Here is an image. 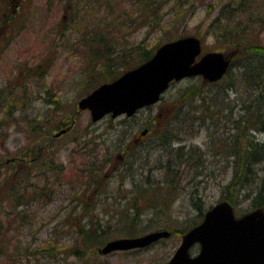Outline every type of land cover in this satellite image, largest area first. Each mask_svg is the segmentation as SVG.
Masks as SVG:
<instances>
[{
  "label": "rangeland",
  "instance_id": "1",
  "mask_svg": "<svg viewBox=\"0 0 264 264\" xmlns=\"http://www.w3.org/2000/svg\"><path fill=\"white\" fill-rule=\"evenodd\" d=\"M106 1L104 5V0H99L97 5L91 0L84 7L81 22L77 23L78 18L73 16L64 0H9L4 2L7 5L0 0V22L2 10L9 7L12 12V25L0 30V264H164L171 257L181 236L171 234L146 247L108 254L99 252L101 246L89 250L83 247L71 223L81 207L76 195L88 186L80 175L83 168H94L91 173L87 172L90 181L102 180L97 191L80 194H85L90 203L87 215L80 222L96 223L112 239L165 229L173 233L197 220L196 201L207 210L224 196L222 187L230 179L232 170L226 151L219 152L220 149L207 145V138L210 141L211 138L206 125L212 119H206L207 123L200 128L198 119H192L188 113L186 123L183 117L180 123H170L169 133H173V137L165 136L169 145H157L156 135L164 130L166 133L169 125L167 123L164 129L162 122L157 121L158 112L168 109L184 87H200L203 83L199 76L172 83L159 102L131 117L112 118L108 114L92 122L88 110L77 109V101L129 67L120 64L123 59L120 60L119 55L128 58L127 51L134 46L135 51L129 57L137 61L136 44L142 40L144 46L150 48L180 35H195L201 38L203 51H232L233 60L237 58L238 49L229 42L232 37L228 36V31L242 33V41L256 42L264 47V0H245V4L241 3L243 8L238 6L239 0H190L193 8L187 0H157L159 5L164 1L159 11L164 15L161 25L151 29L131 23V18L142 11L137 0ZM225 5L226 8L234 7L224 13L228 19L221 17ZM104 32L109 33L108 45L100 43L101 49L95 51L93 48L92 51V40L97 44L99 37L106 36ZM115 54L118 56L114 57ZM107 56L115 58L112 67H107L110 62ZM104 70L108 75L111 73L110 77ZM94 78L99 82L93 84ZM45 87L50 89L49 94ZM202 87L204 91L217 92L214 86ZM237 97L240 98L239 94L232 92L226 98L232 100L230 106ZM13 101L19 102L18 105ZM187 107L184 105V114ZM229 117L223 118L228 120ZM72 118L75 123L69 132L54 138L53 134L58 131L54 128L45 139L53 151H47L34 166L46 165L29 173L27 181L21 179V184L27 183L15 199L7 196L10 186L12 189L17 184V178L6 173L11 170L6 163L15 155H21L31 140L28 123L45 124L42 128L45 133L46 122L59 120L60 123L62 120L64 123ZM222 122L226 134H230V121ZM145 127L148 129L145 139L133 143L132 138ZM210 128L216 138L224 134L218 123ZM254 132L250 134L264 139L262 131ZM33 142L41 146L40 142ZM182 151L189 152L190 157ZM200 153L203 165L199 163ZM182 159L185 161L181 162ZM168 165L180 174L177 177L171 171L166 175L167 180L176 184V189L171 195L161 189L154 191L155 196L158 195L154 205L140 198L143 201L139 207L141 214L139 219H132L136 221V231L130 234L125 231L133 216L128 207L135 203L133 198L141 191V182L160 180L161 167L165 172ZM262 166L264 168V163ZM43 167L54 168V171H45ZM97 167L101 169L99 172ZM22 170L23 176H27V171ZM46 178L50 183L44 184L43 191H39L38 187ZM147 185L150 184L144 187ZM146 195L152 197V192ZM249 202L250 197H244L236 204V215L248 211ZM73 247L80 253L73 252Z\"/></svg>",
  "mask_w": 264,
  "mask_h": 264
},
{
  "label": "trees",
  "instance_id": "2",
  "mask_svg": "<svg viewBox=\"0 0 264 264\" xmlns=\"http://www.w3.org/2000/svg\"><path fill=\"white\" fill-rule=\"evenodd\" d=\"M97 5H99V0H95ZM139 2L138 8H141L142 11H140L139 15H136L134 18H131V23L136 22L138 23V26H147L149 29L156 28L161 25V20L163 18L164 14H161L160 7L161 5L157 4V0H137ZM190 2L191 8H193V2L190 0H187ZM2 3H7L9 0H1ZM66 4L71 8L73 16L78 18L77 23L81 22L82 19V12L85 11V6L90 4L91 0H64ZM107 1L104 0V5H106ZM245 0H239L238 6L240 8H243L241 6V3ZM4 5H7L5 4ZM235 4V3H234ZM230 8H234L232 5L226 8V5L221 9V17H225L228 19L227 16L224 15V13L229 12ZM8 8L2 10V20L0 23V30L5 29L7 25H12V12L11 10H8ZM88 9V8H87ZM86 9V10H87ZM91 10V9H90ZM191 14V13H189ZM188 14V15H189ZM187 16V15H186ZM218 20V18H216ZM226 27V26H224ZM229 28V27H228ZM231 30V29H230ZM222 31H227V29H223ZM232 31V30H231ZM237 31V30H235ZM98 33V32H97ZM241 33V32H239ZM109 33L104 32L103 37H99L98 43L95 44L96 41L92 40L94 43H92V51L93 48L95 51L101 49L99 44L108 45V39ZM228 36H231L230 43L234 46V48H237V58L232 61V65L227 71V73L217 82L214 83H203L202 85L207 86H214L217 88V92L214 90H203L202 85L200 87L196 85H188L184 87L179 93L177 98L174 100L173 103L170 104L168 109L164 108L163 110H160L157 114V121H161L163 124L162 126L164 129L167 126V123L169 124L166 129L167 132L158 133L156 135L158 142L157 145L162 146H168V141L166 142L165 136L173 137V133L170 132V123H180L181 117L182 121L186 123L187 117L185 115H191L192 119H198L197 126L201 128V126L206 122V119L210 118L212 121L210 124L206 125L208 127L207 131L210 133L211 141L207 138V145L211 146V149L219 150V152H225L227 154V162L229 163L230 170H232V174L230 179L223 185L222 191H223V197L222 199H226L229 202L233 204L235 207L236 204H238L243 198L250 197L249 205L251 206L249 210L255 209V208H263L264 209V139H257L250 133H255L254 131H262L264 133V47L260 46L256 42L251 41H242V33L236 34L234 31L230 32L228 31ZM181 36V35H180ZM95 38V35L93 36ZM92 38V39H93ZM102 39V40H101ZM229 43V44H230ZM159 44L157 43L156 46ZM155 46V47H156ZM135 47V46H134ZM134 47L132 49H129L127 52L129 55H132V52L135 51ZM154 46H151L150 48H146L144 46L143 40L140 41L138 44H136V55L138 57V60L130 59L131 56L126 58L125 56L119 55V59H123L120 64H124L127 67L125 70L136 66L138 63L143 62L147 60L153 53ZM101 52V51H98ZM118 54H115L114 57H117ZM114 57L107 56V59L110 61L107 63V67H112L114 65ZM106 56L104 57V59ZM135 61V62H134ZM105 74L107 73L106 70L103 71ZM123 72V71H122ZM29 73V71H28ZM107 77H110L111 73ZM16 77V76H15ZM106 77V78H107ZM113 76H111L112 78ZM116 77V76H115ZM113 77V78H115ZM112 78V79H113ZM107 81V80H106ZM93 84L98 83V79L94 78ZM173 83V82H172ZM46 88V87H45ZM247 92V96L244 99V94ZM46 92L49 94L50 89L46 88ZM234 93L240 98H233V106H230L229 103L232 101L231 99H226L229 97L230 93ZM220 94L222 96L220 97ZM19 103V102H18ZM16 101H13V104H17ZM184 105H188L187 111L184 114L183 108ZM55 108L58 109V107L55 106ZM64 109V108H63ZM198 110L201 111V113H198ZM235 111V113H234ZM179 113V116H178ZM184 115H183V114ZM229 113L228 115H226ZM176 115V116H174ZM228 120L230 121V128L232 132L230 134H226V129L224 127L225 124H223L222 120L228 121L227 119L223 118L225 116H229ZM74 119V118H72ZM71 119V120H72ZM70 121L62 123V120L60 123L59 120L54 121L53 123L46 122L47 125V131L44 133L42 131V128L45 124H42L40 122L36 123H28L27 125V131L32 137H30L35 142H40L41 146L43 143L49 142L45 140L48 138V134L52 132V129L58 128V130H61L62 128H66L71 123ZM58 123V124H57ZM218 123V126H221L223 128L224 134L226 135H218L217 138H219L216 141V137L213 135V132L211 131V125ZM62 124V125H61ZM68 124V125H67ZM228 122H226V125ZM67 125V126H66ZM73 125V124H72ZM172 125V124H171ZM74 125L72 126V128ZM71 128V129H72ZM70 129V130H71ZM54 136V135H53ZM220 136V137H219ZM55 137V136H54ZM167 137V138H168ZM212 138H215V140H212ZM38 145V144H37ZM40 146V145H38ZM182 148V147H181ZM31 157L36 156L37 160L34 162V164L39 161L40 157L44 156L46 152H52L53 147L44 149H41L40 147L35 148V146L32 149ZM183 152V151H182ZM183 155H186L187 157H190L189 152H183ZM201 155V164L203 165V157L202 153ZM16 156V155H15ZM14 156V157H15ZM185 161V160H181ZM8 163V162H7ZM6 163V164H7ZM33 164V165H34ZM15 163L7 164V166H11V170H9L8 175L15 176L17 178V184H14V188L11 189L10 186V192L7 194V196L14 198L17 195L21 194L19 191L22 189L23 184L27 182H22L21 179L28 180L30 175L29 173H33V170L36 169L39 170L40 166H45L46 163H41L38 168L35 166L32 168V170L27 171V176H23L22 173H20L18 170L15 169ZM51 167V166H50ZM43 167L41 169H44L45 171H54V168ZM160 168V167H159ZM72 169L77 170L81 168L73 167ZM94 168L90 169H82V175L83 182L88 185L86 188L79 192L77 196V199L80 200V210L76 217V219H72L71 223L73 225V229L76 230L80 236V241L84 248L86 249H97L100 246H102L107 240L112 239L108 234L107 231L104 228H100L96 223L91 222H85L88 224H82L80 221L83 219L85 215H87V209L90 207V203L87 202L85 199L86 195L81 193H85L89 191L91 194L95 191H97L99 185L101 184V178H96V180L90 181L89 174L93 171ZM99 172V167L96 168ZM174 167L166 166L165 172L163 171V167H161L163 176L160 180L157 181H150L147 179V181H143L145 184L149 183L150 185H147L144 187V183L141 182L140 187L141 191L138 193L137 196H135L133 199L135 201L134 204L128 207L129 210L133 211V216L130 219V225H128V228L125 229V231H129L130 234L132 231L135 230L134 221L132 219H137V217L141 214V203L143 201L141 200H148L151 204L154 205V202L157 201V196H155L154 191L158 189H161V192H165L167 195H171L172 192L176 189V184L172 183L171 181L166 179V175L171 171H173L174 175L177 177L180 176L177 171H175ZM90 171L89 174L87 172ZM26 174V173H24ZM98 176V174H97ZM28 177V178H27ZM178 179V178H177ZM50 181L46 178L43 182V185H40L38 187L39 191H43L44 184H48ZM32 184V183H31ZM34 184H32L33 187ZM34 192H36V187L34 186ZM243 188H246V190H242ZM28 192V191H27ZM149 192H152V197L147 196ZM23 193V192H22ZM35 195V193L32 194V196ZM154 196V197H153ZM89 197V195H88ZM133 195L131 196V198ZM142 198L141 200H139ZM15 199V198H14ZM151 201V202H150ZM195 207L198 212V218L197 220H194L190 223L185 224L183 228L175 231L171 234L181 236L186 230H188L190 227L197 224L203 217L205 209L199 205V202H195ZM155 206H153V209ZM236 209V207H235ZM159 208L157 209V211ZM247 212V211H246ZM131 216V215H130ZM136 222V221H135ZM126 227V223H125ZM173 230V229H172ZM171 231V230H170ZM72 251L75 253H80L78 248L73 247ZM26 252V250L24 251Z\"/></svg>",
  "mask_w": 264,
  "mask_h": 264
},
{
  "label": "water",
  "instance_id": "3",
  "mask_svg": "<svg viewBox=\"0 0 264 264\" xmlns=\"http://www.w3.org/2000/svg\"><path fill=\"white\" fill-rule=\"evenodd\" d=\"M201 51V40L193 35L167 41L149 59L79 99L78 107L88 109L92 121L106 114L131 116L141 107L157 102L173 80L196 75L209 82L221 79L232 54ZM169 235L165 229L118 237L107 241L99 252L142 248ZM195 246L198 250L191 253ZM165 264H264V209L256 208L236 217L230 202L215 203L199 223L182 235Z\"/></svg>",
  "mask_w": 264,
  "mask_h": 264
},
{
  "label": "flooded vegetation",
  "instance_id": "4",
  "mask_svg": "<svg viewBox=\"0 0 264 264\" xmlns=\"http://www.w3.org/2000/svg\"><path fill=\"white\" fill-rule=\"evenodd\" d=\"M74 123H75V119H72L70 125H68L65 128L66 129L65 133L70 131V129L72 128ZM65 133L61 134L58 137H54V138H59V137L63 136ZM145 137H146L145 134H142V131H140L138 133V135H136V136H134L132 138V141H133V143H139L141 140L145 139ZM28 141L31 142L32 144L29 145ZM28 141H27L28 143H26V145H25L26 149H24L22 151V154L21 155H16L15 157H12L10 159V161H8V163H7V164L15 163V165H14L15 169L18 170L20 173L23 171L22 169H24L26 171H30L34 167L33 164L37 160L36 156H32L31 157V152L33 151L32 149H33L34 146H35V148L40 147L41 149H44L45 147H47V148L51 147L50 142H46V143H43L42 146H38L36 143L33 144L34 142H33L32 139L28 140Z\"/></svg>",
  "mask_w": 264,
  "mask_h": 264
},
{
  "label": "bare ground",
  "instance_id": "5",
  "mask_svg": "<svg viewBox=\"0 0 264 264\" xmlns=\"http://www.w3.org/2000/svg\"><path fill=\"white\" fill-rule=\"evenodd\" d=\"M198 126H200V125H198ZM242 190H246V188H243ZM137 219H139V217H137Z\"/></svg>",
  "mask_w": 264,
  "mask_h": 264
}]
</instances>
